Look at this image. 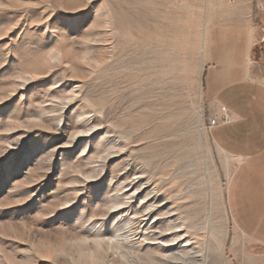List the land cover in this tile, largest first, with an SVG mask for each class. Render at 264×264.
<instances>
[{
  "label": "rangeland",
  "instance_id": "374dc122",
  "mask_svg": "<svg viewBox=\"0 0 264 264\" xmlns=\"http://www.w3.org/2000/svg\"><path fill=\"white\" fill-rule=\"evenodd\" d=\"M240 2L0 0V264H233L207 76L264 73Z\"/></svg>",
  "mask_w": 264,
  "mask_h": 264
},
{
  "label": "crops",
  "instance_id": "0c3cea01",
  "mask_svg": "<svg viewBox=\"0 0 264 264\" xmlns=\"http://www.w3.org/2000/svg\"><path fill=\"white\" fill-rule=\"evenodd\" d=\"M237 10L235 34L238 46L245 44V52L239 49L232 58L241 60L258 45L264 51V4L241 0ZM247 13L249 27L245 25ZM232 63L231 68L209 70L207 76V99L226 106L234 118L230 124L211 129L219 147L237 161L227 204L244 243L230 256L233 264H264V73L257 61L249 69L244 61Z\"/></svg>",
  "mask_w": 264,
  "mask_h": 264
},
{
  "label": "built area",
  "instance_id": "2783aa9c",
  "mask_svg": "<svg viewBox=\"0 0 264 264\" xmlns=\"http://www.w3.org/2000/svg\"><path fill=\"white\" fill-rule=\"evenodd\" d=\"M231 1H234V0H231ZM233 121H234V118L231 115V112L229 111V109L226 106L221 105L219 114H216L209 119L208 127L210 129H213L214 127H217V126L230 124Z\"/></svg>",
  "mask_w": 264,
  "mask_h": 264
}]
</instances>
